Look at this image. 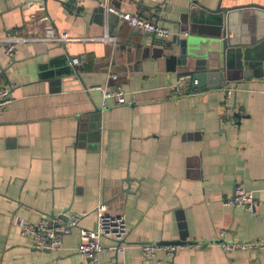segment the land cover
Returning a JSON list of instances; mask_svg holds the SVG:
<instances>
[{
	"label": "crops",
	"instance_id": "crops-1",
	"mask_svg": "<svg viewBox=\"0 0 264 264\" xmlns=\"http://www.w3.org/2000/svg\"><path fill=\"white\" fill-rule=\"evenodd\" d=\"M100 1L122 13H157V24L172 32L164 40L194 31L203 45L215 44L214 32L231 24L245 48L264 30L252 10L222 27L210 23L202 6L215 8L218 0ZM136 3L161 6L149 11ZM248 4L264 0L221 5ZM97 7L96 0H0V39L38 38L18 45L12 60L0 43V87L11 97L0 111V264H82L79 232L96 228L101 203L124 216L128 246L101 254V264H264V247L219 245L221 230L227 242L264 241L262 72H234L239 80L220 90L188 93L184 85L178 94L179 77L194 72L175 65L163 39ZM42 16L64 41L44 40ZM107 88L123 91L127 102L109 98L103 107ZM237 186L255 198V214L226 203ZM74 213L83 216L58 250L35 249L22 235L24 223ZM144 243L178 248L171 258L158 252L144 259Z\"/></svg>",
	"mask_w": 264,
	"mask_h": 264
},
{
	"label": "built area",
	"instance_id": "built-area-1",
	"mask_svg": "<svg viewBox=\"0 0 264 264\" xmlns=\"http://www.w3.org/2000/svg\"><path fill=\"white\" fill-rule=\"evenodd\" d=\"M84 0H76L77 3H81ZM101 5L107 10V12L116 14L120 19L126 22L133 29L148 35H154L159 39H167L171 36L172 32L158 24L151 22L150 20L139 17L135 14L122 13L110 5ZM39 21L44 26V40L45 41H64L65 36L56 32L54 27L48 22L49 19L46 16L39 18ZM34 35H19L15 34L8 39H0V43L4 45V52L7 57L12 60L17 52L18 45L29 42L37 41ZM102 41L112 40L111 38L104 36ZM73 65H79L80 60L73 58L71 61ZM114 78V75H111ZM189 84H197L196 80H192V75H182L179 77L177 83L174 85L175 92L182 94L185 92L184 85L189 91ZM227 96L231 94V89L226 91ZM112 98L117 104H125L126 94L123 91L107 88L103 89V107L106 106L107 100ZM11 101L9 89L6 87H0V111L5 110ZM228 205H243L250 213L255 214L256 200L252 194L246 192L241 186H237L235 189V195L232 199L226 201ZM95 213L96 228L95 229H80L79 243L77 246L78 253L83 257L82 264H101L100 255L103 253L120 254L123 253L128 246L125 245V238L127 235L126 222L123 215L113 214L108 211L106 204H98ZM83 216L74 213L66 218L57 217L52 221L47 219H40L35 224L24 223L22 224L21 232L24 237L29 239L33 247L38 250H58L61 247V237L63 234L71 231L73 227L77 225L81 217ZM226 232L221 230L219 232L220 242L219 245L226 251H232L237 248L246 249L250 248H263L264 241L257 242H227L224 241ZM106 238L113 240L115 244L104 246L101 244V239ZM182 247H188L190 245L183 244ZM141 256L144 259H152L158 252L164 253L167 257L175 253L178 245H164L158 243H144L138 245Z\"/></svg>",
	"mask_w": 264,
	"mask_h": 264
},
{
	"label": "water",
	"instance_id": "water-1",
	"mask_svg": "<svg viewBox=\"0 0 264 264\" xmlns=\"http://www.w3.org/2000/svg\"><path fill=\"white\" fill-rule=\"evenodd\" d=\"M98 7L94 10L96 13H104L105 8L102 1L96 0ZM222 0H218L215 8L202 6L203 15L210 23L222 27L223 23L228 22L235 17L240 10L242 13L252 10L258 13L260 25L264 26V6L257 4L240 5L234 7H224L221 5ZM161 4L147 6L136 3L137 9L145 8L149 11L157 9ZM247 10V11H246ZM108 16L117 18L114 13L108 12ZM139 17L152 20L157 24L160 17L157 13H151L149 17H145L142 13H138ZM119 18V17H118ZM230 20V21H229ZM151 21V22H152ZM231 24L225 32H214L216 34V43L203 45L198 36L191 31L183 37L178 33L170 40L161 41L165 52L170 50L174 53L175 65L182 68L184 72H194L192 80H196L197 84H189L188 93L205 92L211 90H220L224 88L226 82L239 80L234 77V72L244 71V78L252 77L253 74L262 72L264 76V56L259 53L264 52V30L257 37L254 46L243 48L244 43L239 45L231 36ZM152 39H157L154 35H150ZM215 37V36H214ZM251 44V43H250ZM235 57V60L233 58ZM250 70L254 71L252 75L246 74ZM233 78H231V75Z\"/></svg>",
	"mask_w": 264,
	"mask_h": 264
}]
</instances>
